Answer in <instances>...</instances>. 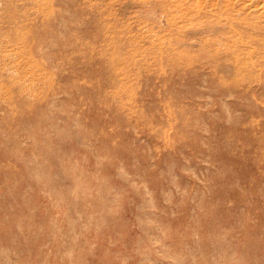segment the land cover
Listing matches in <instances>:
<instances>
[{"label":"rangeland","instance_id":"1","mask_svg":"<svg viewBox=\"0 0 264 264\" xmlns=\"http://www.w3.org/2000/svg\"><path fill=\"white\" fill-rule=\"evenodd\" d=\"M0 264H264V0H0Z\"/></svg>","mask_w":264,"mask_h":264},{"label":"bare ground","instance_id":"2","mask_svg":"<svg viewBox=\"0 0 264 264\" xmlns=\"http://www.w3.org/2000/svg\"><path fill=\"white\" fill-rule=\"evenodd\" d=\"M112 1V0H111ZM229 2V1H228ZM117 3V2H116ZM227 3V2H226ZM222 4V3H221ZM233 4V3H232ZM200 5H201V3H200ZM223 5V4H222ZM225 5H227V4H225ZM235 7V6H234ZM225 8V7H224ZM224 8H222V9H224ZM221 10V9H220ZM201 11V10H200ZM203 12V11H202ZM210 13V12H209ZM171 18V17H170ZM174 18V17H173ZM171 22V21H170ZM178 22V21H177ZM113 23V22H112ZM177 25V24H176ZM173 26H175V25H173ZM111 35V34H110ZM183 39H184V37H183ZM182 39V40H183ZM140 41V40H139ZM158 45H159V43H158ZM162 50V49H161ZM226 52V51H225ZM240 56V55H239ZM238 57V56H237ZM236 57V58H237ZM235 57L233 56V59H234ZM240 59V58H239ZM136 60V59H135ZM234 61V60H233ZM235 61H236V59H235ZM241 61V60H240ZM242 62V61H241ZM235 63V62H234ZM238 63V62H237ZM236 64H234V66H235ZM238 65V64H237ZM241 66V65H240ZM240 66H238V67H240ZM241 68V67H240ZM235 71V70H234ZM240 71H242V70H240ZM236 81V80H235Z\"/></svg>","mask_w":264,"mask_h":264}]
</instances>
